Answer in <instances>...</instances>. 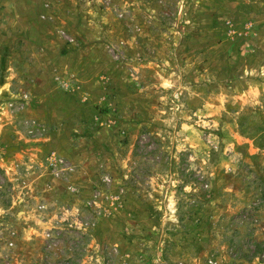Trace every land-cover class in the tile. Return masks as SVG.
Returning a JSON list of instances; mask_svg holds the SVG:
<instances>
[{"label":"rangeland","instance_id":"rangeland-1","mask_svg":"<svg viewBox=\"0 0 264 264\" xmlns=\"http://www.w3.org/2000/svg\"><path fill=\"white\" fill-rule=\"evenodd\" d=\"M0 264H264V0H0Z\"/></svg>","mask_w":264,"mask_h":264}]
</instances>
